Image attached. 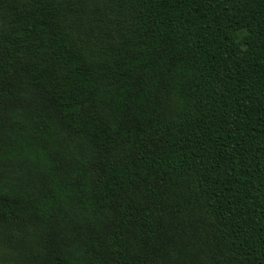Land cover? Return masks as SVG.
I'll return each instance as SVG.
<instances>
[{
    "label": "trees",
    "instance_id": "1",
    "mask_svg": "<svg viewBox=\"0 0 264 264\" xmlns=\"http://www.w3.org/2000/svg\"><path fill=\"white\" fill-rule=\"evenodd\" d=\"M0 264H264V0H0Z\"/></svg>",
    "mask_w": 264,
    "mask_h": 264
}]
</instances>
